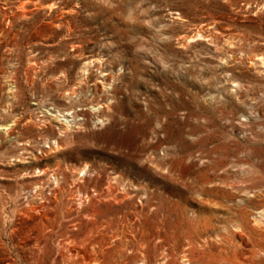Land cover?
<instances>
[{
	"label": "rangeland",
	"instance_id": "374dc122",
	"mask_svg": "<svg viewBox=\"0 0 264 264\" xmlns=\"http://www.w3.org/2000/svg\"><path fill=\"white\" fill-rule=\"evenodd\" d=\"M0 264H264V0H0Z\"/></svg>",
	"mask_w": 264,
	"mask_h": 264
},
{
	"label": "bare ground",
	"instance_id": "6f19581e",
	"mask_svg": "<svg viewBox=\"0 0 264 264\" xmlns=\"http://www.w3.org/2000/svg\"><path fill=\"white\" fill-rule=\"evenodd\" d=\"M89 63H90V61H89V62H85V64H86V65H85V68H86L85 70H87V65H88ZM85 70H84V71H85ZM105 75H107V74H105ZM100 107H101V106H100ZM101 108H102V107H101ZM54 115H55V117H57V118H58V116H61V111H60V109H57V110H56V114H54ZM65 115L67 116V118H72V119H70V120H67L68 123H69V122H74L75 125H78V124H79V126L82 125V124H83V125L85 124V123H84V122H85V120H84L85 117H83L81 121L77 119V116H76V115H77V111H67V113H65ZM65 115H64V116H65ZM46 118H47V117H46ZM63 120H66V119H63ZM55 121H56V119H55ZM74 123H73V124H74ZM73 124H72V126H73ZM75 125H74V126H75ZM61 135H63V134H61ZM56 142L59 143V140L56 139ZM48 143H49V142H48ZM47 145H48V144H47ZM48 146L50 147V145H48Z\"/></svg>",
	"mask_w": 264,
	"mask_h": 264
}]
</instances>
